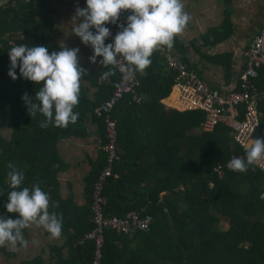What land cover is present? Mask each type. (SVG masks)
<instances>
[{
    "label": "trees",
    "instance_id": "trees-1",
    "mask_svg": "<svg viewBox=\"0 0 264 264\" xmlns=\"http://www.w3.org/2000/svg\"><path fill=\"white\" fill-rule=\"evenodd\" d=\"M48 1L8 0L0 6V216L15 217L4 207L12 190L7 176L12 163L24 173L21 189L39 184L50 197L49 211L62 215L64 240L49 247L54 261L47 264H89L92 244L79 240L91 228L92 183L104 162L102 119L93 109L108 97L118 74L114 70L106 80L102 74L111 66L91 70L81 64L88 71L73 109L79 113L77 122L66 128L40 127L45 118L39 113L32 118L22 96L34 97L42 84L21 77L19 67L13 80L8 75V52L21 44L58 52L50 42ZM225 25L226 21L212 29V37L227 36ZM150 59L144 73L135 72L141 101L134 103L124 95L111 110L118 152L101 196L106 216L143 209L152 218L145 231L130 235L104 230L101 264H264V174L255 166L247 172L227 168L231 154L245 157L228 128L218 124L212 131H201L200 109L178 111L160 103L170 92L175 73L167 69L158 50ZM251 83L261 93L257 110L263 115V69ZM87 120L95 123L99 148L83 179L84 202L76 204L70 193L62 198L58 192L56 174L64 164L56 143L68 136H90ZM2 129L8 131L6 137ZM217 164L220 175L212 170ZM57 202L59 207H51ZM223 222L226 228L220 227ZM19 264L46 263L36 256Z\"/></svg>",
    "mask_w": 264,
    "mask_h": 264
},
{
    "label": "clouds",
    "instance_id": "clouds-1",
    "mask_svg": "<svg viewBox=\"0 0 264 264\" xmlns=\"http://www.w3.org/2000/svg\"><path fill=\"white\" fill-rule=\"evenodd\" d=\"M129 10L131 14L127 16L126 26L117 25L120 31L114 42L105 45L106 38L111 35L105 25L116 24L121 13ZM75 14L80 19L73 28V34L83 44L92 47L90 62L95 64L97 57H102L100 64L111 66L102 74L106 80L115 75L117 68L121 73H144L152 63L150 57L153 53L161 46L171 49L175 37L184 31L190 20L182 0H86V7H77ZM79 51V48L62 46L60 51L49 53L43 45L29 47L21 44L8 52L11 65L8 75L13 80L18 78L15 70L19 67L21 77L34 84H42L34 97L30 98L27 93L22 96L32 118L38 113L45 118L40 121L41 128L50 124L66 128L79 118V113L73 109L79 103L81 79L88 71L79 63ZM262 159L264 137H257L245 149V157L232 158L227 168L247 172ZM7 167L12 190L4 207L15 217L0 216V247H9L10 251H15L18 246L27 247L29 242L24 238L23 230L32 225L42 227L50 238L58 239L62 234V215L49 211V195L39 184H34L31 189H21L24 173L12 163ZM261 199H264V194H261ZM51 207H59L58 202Z\"/></svg>",
    "mask_w": 264,
    "mask_h": 264
},
{
    "label": "crops",
    "instance_id": "crops-1",
    "mask_svg": "<svg viewBox=\"0 0 264 264\" xmlns=\"http://www.w3.org/2000/svg\"><path fill=\"white\" fill-rule=\"evenodd\" d=\"M184 10L190 20L184 31L175 37L174 45L169 52L177 59L187 63L197 75L209 86L221 93L237 89V76L244 65V52L252 37L264 25V0H182ZM50 9V42L60 51L62 46L79 48L78 60L89 69L100 67L102 57L96 63L90 62L93 55L90 45L82 43L73 34V28L79 23L76 8H85L86 0H49ZM131 12L123 11L125 19ZM227 36L215 39L210 33L222 27ZM95 32V29H92ZM256 90V89H255ZM91 94V90L89 91ZM164 107L182 110L175 88H170L167 96L160 99ZM90 136L82 138L68 136L56 143L57 154L64 168L57 172L56 180L60 197L67 193L72 195L76 204L84 202V177L89 170V161L97 156L99 140L95 135V123L87 120ZM3 131H6L3 129ZM6 137V136H5ZM24 238L29 242L27 247L18 246L15 251L9 247H0V264H19L34 257H40L44 263L54 261L50 246L60 245L64 238H50L42 228L32 225L23 230ZM66 254V250L62 251Z\"/></svg>",
    "mask_w": 264,
    "mask_h": 264
},
{
    "label": "built area",
    "instance_id": "built-area-1",
    "mask_svg": "<svg viewBox=\"0 0 264 264\" xmlns=\"http://www.w3.org/2000/svg\"><path fill=\"white\" fill-rule=\"evenodd\" d=\"M126 21L121 13L116 24L105 25L111 32L105 40V45L114 42L115 35L120 31L117 25L126 26ZM158 51L162 54L167 69L175 73L171 88H175L177 99L183 105L182 110L200 109L203 112L201 131H212L216 125L221 124L229 129L232 142L242 151H245L257 137H264V114L261 115L257 110L261 93H258L251 83V80L257 77L258 70H264V25L252 37L244 52V65L237 76V89L227 93H221L207 85L186 62L175 58L166 46H161ZM118 59L122 60V57ZM115 71L118 74L115 86L108 97L93 109V113L102 119L104 142L101 150L104 162L92 183L91 228L83 233L79 240L92 244L89 264H101L104 230L130 235L135 231H145L152 218L143 209L128 211L123 216H106L103 213L101 190L105 179L112 175V166L118 152L116 121L111 117V110L124 95H129L130 101L134 103L141 101L135 90L137 85L135 73H121L118 68ZM254 133L257 134L256 138L253 137ZM235 157L241 158V155L231 154L228 162ZM254 166L264 174V159ZM212 170L220 175L221 165H215Z\"/></svg>",
    "mask_w": 264,
    "mask_h": 264
},
{
    "label": "rangeland",
    "instance_id": "rangeland-1",
    "mask_svg": "<svg viewBox=\"0 0 264 264\" xmlns=\"http://www.w3.org/2000/svg\"><path fill=\"white\" fill-rule=\"evenodd\" d=\"M1 135L3 136V137H5V136H7V133H8V131H3V129L1 130ZM224 221V220H223ZM220 227L221 228H226V225H225V223L223 222V223H220Z\"/></svg>",
    "mask_w": 264,
    "mask_h": 264
},
{
    "label": "water",
    "instance_id": "water-1",
    "mask_svg": "<svg viewBox=\"0 0 264 264\" xmlns=\"http://www.w3.org/2000/svg\"><path fill=\"white\" fill-rule=\"evenodd\" d=\"M8 0H0V6L5 4Z\"/></svg>",
    "mask_w": 264,
    "mask_h": 264
}]
</instances>
